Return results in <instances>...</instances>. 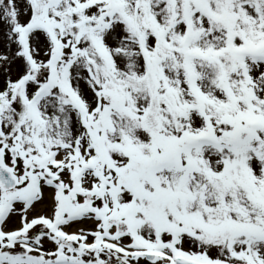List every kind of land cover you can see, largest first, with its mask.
Instances as JSON below:
<instances>
[{"label": "snow or ice", "instance_id": "1", "mask_svg": "<svg viewBox=\"0 0 264 264\" xmlns=\"http://www.w3.org/2000/svg\"><path fill=\"white\" fill-rule=\"evenodd\" d=\"M0 264H264V0H0Z\"/></svg>", "mask_w": 264, "mask_h": 264}]
</instances>
